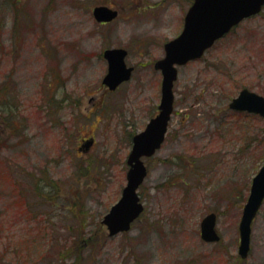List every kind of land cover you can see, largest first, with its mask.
<instances>
[{
  "label": "rangeland",
  "instance_id": "1",
  "mask_svg": "<svg viewBox=\"0 0 264 264\" xmlns=\"http://www.w3.org/2000/svg\"><path fill=\"white\" fill-rule=\"evenodd\" d=\"M192 1L0 0V264H264V203L237 253L264 119L228 107L243 88L264 97V7L178 68L167 136L143 159V212L112 237L102 224L159 104L153 62ZM100 5L118 18L98 24ZM116 47L134 71L109 92L102 53ZM210 212L218 243L200 238Z\"/></svg>",
  "mask_w": 264,
  "mask_h": 264
},
{
  "label": "water",
  "instance_id": "2",
  "mask_svg": "<svg viewBox=\"0 0 264 264\" xmlns=\"http://www.w3.org/2000/svg\"><path fill=\"white\" fill-rule=\"evenodd\" d=\"M264 0H194L189 8L181 33L164 45L165 57L155 63V68L162 74L161 99L159 113L152 118L145 129L134 135L132 148L127 157L128 171L126 184L118 201L104 215L102 224L109 236L127 232L131 224L143 211V205L137 189L147 175L142 157L152 156L160 148L167 124L173 110V83L177 78V66L200 58L204 51L212 46L233 26L244 18L260 12ZM118 12L107 6H96L92 16L98 23L111 22ZM127 51L122 48H110L103 52L107 61V73L102 83L109 90L130 79L133 68L127 67ZM229 108L236 111L254 113L264 118V98L248 89H242L229 103ZM264 200V164L251 180L249 194L240 217L238 255L245 259L248 255L251 224ZM216 214L209 213L200 222V237L204 242L215 243L220 240L216 229Z\"/></svg>",
  "mask_w": 264,
  "mask_h": 264
},
{
  "label": "flooded vegetation",
  "instance_id": "3",
  "mask_svg": "<svg viewBox=\"0 0 264 264\" xmlns=\"http://www.w3.org/2000/svg\"><path fill=\"white\" fill-rule=\"evenodd\" d=\"M191 5V4H190ZM190 7V6H189ZM188 7V8H189ZM185 16V15H184ZM183 24H184V17H183V21H182V27H181V29L183 28ZM180 32H181V30H180ZM168 41H170V39L169 40H167L166 42H168ZM166 42H164V44H163V56L161 57V58H163L164 57V55H165V51H164V45H165V43ZM160 58V59H161ZM160 59H156L154 62H153V69L156 71V72H158L159 74H160V76H161V71L160 70H158V69H156L155 68V63L158 61V60H160ZM133 68H134V66H133ZM134 71V70H133ZM161 79H162V76H161ZM110 92V91H109ZM160 97H161V83H160ZM160 101V100H159ZM159 104L157 105V107H156V113H155V115L153 116V117H151L149 120H151L152 118H154V117H156L157 115H158V113H159ZM145 127H146V125H145ZM144 127V128H145ZM144 128H143V130H144ZM143 130H141V131H143ZM140 131V132H141ZM166 136H167V133H166V135H165V138H166ZM86 140L84 139L83 140V142H85ZM89 144H92V140L91 141H89V142H87L84 146H85V148H87L88 146H89ZM79 150L81 151L82 150V146L80 145V148H79Z\"/></svg>",
  "mask_w": 264,
  "mask_h": 264
}]
</instances>
